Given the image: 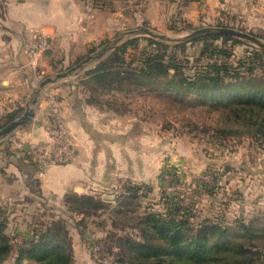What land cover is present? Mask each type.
<instances>
[{"label":"crops","instance_id":"crops-1","mask_svg":"<svg viewBox=\"0 0 264 264\" xmlns=\"http://www.w3.org/2000/svg\"><path fill=\"white\" fill-rule=\"evenodd\" d=\"M244 10H249L248 18ZM218 12L220 19L227 17L241 24L247 19L248 28L264 29V0H100L91 14L81 0H0V117L19 114L27 106L37 82L28 64V50L40 31L49 35L50 44L37 56L36 67L49 76L121 32L147 28L169 34L178 17L183 23L196 25ZM83 95L86 97L71 80L47 84L33 117L0 140V212L15 244L30 238L32 228L46 222L48 211L64 212L66 194L97 196L114 207L115 195L123 193V180L137 184L158 179L164 165L176 163L175 153L145 144L142 136L128 139L139 153L123 145L127 138L123 135V114L87 104ZM55 100L73 139L75 158L38 174L25 159L24 150L49 140L47 116ZM95 217L83 219L79 214L69 222L71 264H94L89 247L97 248L106 241V231H95ZM81 219L84 226L75 228ZM117 251L102 255L109 260Z\"/></svg>","mask_w":264,"mask_h":264},{"label":"rangeland","instance_id":"rangeland-1","mask_svg":"<svg viewBox=\"0 0 264 264\" xmlns=\"http://www.w3.org/2000/svg\"><path fill=\"white\" fill-rule=\"evenodd\" d=\"M244 16L248 18L249 10H244ZM220 17L222 16L218 12L216 15L212 14L210 19L203 20L202 24L196 25L183 23L178 17L175 19L177 23L173 22L171 33L153 31L165 37L164 40L154 38L163 40L160 46L149 47L147 38L150 36L139 30V34L130 37L135 40V47L128 49L126 60H142L147 54L158 52L164 54L169 62L173 58L180 66L181 72L187 76H194L206 70L207 62L229 65L236 72L247 73L249 69H253L255 74H262L264 52L259 51L257 48L260 47L254 42L245 39L227 42L221 39L180 41L199 28L229 27L254 37L258 36L259 40L264 42V29L258 26L248 28L247 19L241 24L230 22L227 17ZM126 39L128 38L124 40ZM98 52L96 49L79 56L49 76L43 75L42 80L36 82L26 108L34 109L35 106L30 100L34 98L44 79L54 78L56 74L81 64L71 75L59 80H71L72 84L79 85L83 94H86L83 98L87 104L123 114V135L127 137L123 139V145L136 150L129 144L128 139L135 135L142 136L145 144L159 146L160 150L175 153L177 159L176 163L162 167L158 179L152 177L132 184L138 187L140 192L130 204L122 203L124 206L118 210V199L123 193L117 192V203H113L114 207L108 204L110 207L106 205L102 213L98 211L93 215L95 217L107 213L100 219L95 217L98 224L94 228L96 232L106 231L108 235L100 247H89L93 263L104 264L106 261L105 264H115L113 256L109 260L102 259L105 247H110L113 243L111 236L127 234L137 238L140 219L151 211L165 215L177 212L195 223L210 219L229 228L235 224H248L253 219H264V134H256V130L264 125V116L243 109L241 103L239 107V103L231 102L218 93H189L184 89H168L170 83L167 80H159L154 85L144 81L137 85L140 89L136 91H127L132 86L123 85L122 82V91L93 93L89 89L90 79L86 73L96 67L97 62L94 60ZM230 84L222 86L221 92L232 90ZM24 111L15 114L18 115L16 119ZM6 121L7 118L0 117V127ZM136 151L139 153V150ZM129 184L131 183L127 184L123 180L120 191L125 190ZM78 217L79 214L65 208L64 212L48 211L45 220L57 218L69 223ZM5 233L11 238L8 224ZM259 240L264 243V238ZM115 248L116 246H111L110 251L114 252ZM16 256L15 252L11 253L2 264H14ZM263 259L264 255L257 264H264ZM19 264H36V260L22 259Z\"/></svg>","mask_w":264,"mask_h":264},{"label":"trees","instance_id":"trees-1","mask_svg":"<svg viewBox=\"0 0 264 264\" xmlns=\"http://www.w3.org/2000/svg\"><path fill=\"white\" fill-rule=\"evenodd\" d=\"M99 4L100 0H95V8ZM137 34L139 32H121L113 40L99 44V57L94 60L97 65L86 73L90 79L89 89L93 93L122 91V82L123 85L132 86L127 91H136L140 89L137 85L144 81L154 85L159 80H167L170 83L168 89H184L189 93H218L231 102L239 103L237 106L241 103L243 109L264 116V71L262 74H255L253 69H249L247 73L236 72L229 65L207 62L206 70L194 76H187L181 72L180 66L173 58L169 62L164 54L158 52L147 54L142 60H126L128 49L135 47V40L130 37ZM150 37L147 38L149 47L160 46L164 40ZM125 38L128 39L124 40ZM201 39H221L227 42L242 38L202 33L180 41ZM257 49L264 52L262 47ZM227 83H231L232 90L221 92V87L227 86ZM17 116H5L7 121L0 130L16 120ZM258 133L264 134V125L256 130V134ZM5 136L0 137V140ZM138 192V187L129 184L118 199L120 206L117 209L121 210L123 204H130L138 197ZM64 200L66 208L83 215V219L96 215L106 206L97 196L69 193L65 195ZM83 219L74 222L75 228L84 226ZM6 227L7 219L0 212V264L13 252L17 255L14 264H19L22 259L36 260V264L72 263L73 247L68 222L57 218L47 219L43 224H36L32 228L30 238L19 244H15L12 237L6 235ZM111 237V246L114 245L118 249L113 255L115 264H257L264 255V243L259 240L264 238V219L261 218L229 228L210 219L195 223L177 212L165 215L151 211L140 219L137 238L127 234ZM111 246L105 247L103 253L111 255ZM102 259L105 260V257Z\"/></svg>","mask_w":264,"mask_h":264},{"label":"built area","instance_id":"built-area-1","mask_svg":"<svg viewBox=\"0 0 264 264\" xmlns=\"http://www.w3.org/2000/svg\"><path fill=\"white\" fill-rule=\"evenodd\" d=\"M87 14L95 10V0H81ZM50 44V37L43 31L33 37L28 50L29 66L37 79L42 80L43 71L37 69V56L44 52ZM46 129L49 133V140L24 150L25 159L33 164L38 174H41L47 167L53 165H64L72 162L75 158L73 139L65 125L61 114L59 103L55 100L50 105L47 116Z\"/></svg>","mask_w":264,"mask_h":264},{"label":"water","instance_id":"water-1","mask_svg":"<svg viewBox=\"0 0 264 264\" xmlns=\"http://www.w3.org/2000/svg\"><path fill=\"white\" fill-rule=\"evenodd\" d=\"M140 31L144 32L145 34H147V35H149L151 37H154V38H159V39H164L165 38L163 35L155 34V33H153L151 30H149L147 28H142ZM202 33L228 35V36H233V37H237V38H242V39L254 42L259 47L264 48V42L260 41L258 38L254 37V36H251L248 33L241 32V31H238L236 29L229 28V27H204V28H199V29H196V30L192 31L190 34L185 36V38L186 37H192V36H195V35H198V34H202ZM96 57H99V55H97ZM80 67H81V64H77L76 66L71 67L70 69H68L64 73L56 74V76L54 78H49L48 77V78L44 79L40 83V86L38 87L37 91L35 92L34 98H32V100H30L31 104L34 105V106L36 105L38 97H39L42 89L47 84L56 82L57 80H59L61 78H64L66 76L71 75L74 70H76L77 68H80ZM33 112H34L33 108H26L24 113L18 119L13 120L8 125H6L3 129L0 130V137L9 134L13 130H15L17 127L22 126L25 123H27L33 117V115H34Z\"/></svg>","mask_w":264,"mask_h":264}]
</instances>
